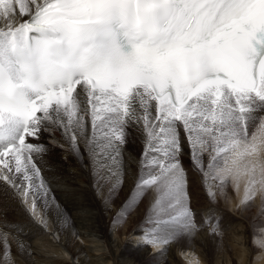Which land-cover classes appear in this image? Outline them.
Masks as SVG:
<instances>
[{
  "label": "snow or ice",
  "instance_id": "6c2138e0",
  "mask_svg": "<svg viewBox=\"0 0 264 264\" xmlns=\"http://www.w3.org/2000/svg\"><path fill=\"white\" fill-rule=\"evenodd\" d=\"M0 19V181L32 198L33 215L46 189L34 156L43 146L32 141L49 126L73 146L83 139L110 195L122 183L128 130L142 134L147 171L128 200L156 192L145 247L166 252L198 227L181 129L210 197L209 180L221 190L243 180L242 203L264 194V0H0ZM253 239L264 248V237ZM0 264H15L6 238Z\"/></svg>",
  "mask_w": 264,
  "mask_h": 264
},
{
  "label": "bare ground",
  "instance_id": "6f19581e",
  "mask_svg": "<svg viewBox=\"0 0 264 264\" xmlns=\"http://www.w3.org/2000/svg\"><path fill=\"white\" fill-rule=\"evenodd\" d=\"M128 131L133 142L127 143L133 146L124 147L122 183L111 195L107 186L97 185L83 139L78 138L73 146L70 135L52 130V126L41 134L42 151L34 153L46 189V195L37 200L36 215L31 211V197L25 203L16 190L0 181V238L11 244L15 264H232V260L248 264V251L236 235L242 226L228 234L239 256L219 254L210 228L186 234L183 244L174 240L166 252L164 246H143L136 229L126 234L124 242L117 237V230L113 228V232L110 227L115 225L113 219L122 208L123 198L133 192L141 176L140 160L145 148L142 134L132 128ZM180 132L181 154L190 155L182 129ZM18 243L23 244V250ZM260 264H264V256Z\"/></svg>",
  "mask_w": 264,
  "mask_h": 264
},
{
  "label": "rangeland",
  "instance_id": "374dc122",
  "mask_svg": "<svg viewBox=\"0 0 264 264\" xmlns=\"http://www.w3.org/2000/svg\"><path fill=\"white\" fill-rule=\"evenodd\" d=\"M254 131H256V128L250 126L249 132L251 133ZM130 136L131 135L129 134L128 143L133 142V139H131ZM32 142L38 145H43V143H41V141L39 142V140H33ZM132 144L130 145L131 147L133 146ZM261 156L264 158V152L261 153ZM179 159L185 173L187 206L189 211L192 213L193 221L198 226L197 229L193 231L192 235L194 233H200L208 229L209 227L205 221L210 219L213 224H218L215 232L210 230L213 238L211 239L212 241H215L213 242L217 252L219 254L228 252L230 255L239 256L240 251L230 245L231 242L229 240L228 234L231 233L233 229L242 226L243 228L241 227V233H236V235L241 238L242 247L244 248L245 252L248 251L246 253V259L248 261L246 259L245 260L247 263L249 262L248 264H260L264 256V248L254 243L253 238L264 237V194L257 192L254 198L248 203H242L244 195L243 180L240 183L239 190L236 189L231 179L228 180L227 184L222 190L216 187L218 182L209 180L208 183L212 185V191L215 193V197H210L208 194V188L205 186V178L203 173L198 168L193 167V161L190 155H182L180 153ZM207 159L208 154L205 153V162ZM146 171L147 170L145 169L141 175H144ZM132 194L133 192L123 198L122 208L125 209V212L122 213L123 218L121 219L117 216V218L113 219L115 221V225L110 227L112 228L113 232H116L115 230H117V237H119L123 242L126 240L127 235L132 234H129L130 230H138V235L140 236L143 230L149 227V225L146 223V216L149 213L150 205L154 202L156 197V192L153 189H149L137 196L135 202H129L128 198ZM113 198L117 199L118 196L115 195ZM126 202H129L131 206L128 207ZM204 224L205 226H203ZM113 228L115 230H113ZM185 235L186 234L177 237V241L183 244L185 241H187V237L185 239ZM207 235L211 237L210 234L207 233ZM220 244H224L225 246H221ZM232 264H235V260H232Z\"/></svg>",
  "mask_w": 264,
  "mask_h": 264
}]
</instances>
